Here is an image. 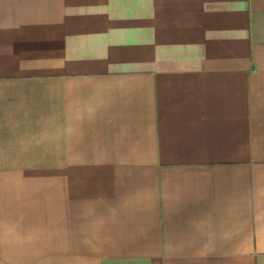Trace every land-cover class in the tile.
<instances>
[{
    "label": "crops",
    "instance_id": "0c3cea01",
    "mask_svg": "<svg viewBox=\"0 0 264 264\" xmlns=\"http://www.w3.org/2000/svg\"><path fill=\"white\" fill-rule=\"evenodd\" d=\"M0 264H264V0H0Z\"/></svg>",
    "mask_w": 264,
    "mask_h": 264
}]
</instances>
